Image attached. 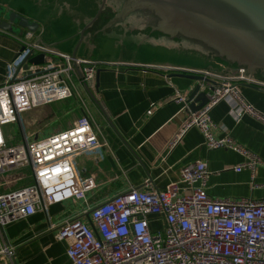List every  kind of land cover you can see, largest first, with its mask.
<instances>
[{
  "label": "crops",
  "instance_id": "1",
  "mask_svg": "<svg viewBox=\"0 0 264 264\" xmlns=\"http://www.w3.org/2000/svg\"><path fill=\"white\" fill-rule=\"evenodd\" d=\"M94 1L0 0V6L37 26L34 33L24 28L13 32L0 29V85L11 74L15 79L23 76L21 72L15 75L12 67L13 63L18 64L14 56L23 44L39 42L62 54L71 56L75 52V58L96 62L93 88L88 90L77 71L73 79L74 96L70 100L79 105V116H88L109 146L108 150L85 154L78 160L81 172L96 177L99 182L97 189L102 188L100 194L106 198L103 202L131 188L164 190L178 181L183 168L198 161L207 164L209 197L264 200V127L247 116L236 124L225 102H219L209 112L215 126L212 134L217 138L229 135L262 160L253 177L250 171L232 170L242 162L238 154L226 149L208 150L196 127L189 128L171 146L190 115L185 105L176 101L177 95L195 84L175 75H199L202 71L227 75L237 67L203 43L167 27L165 19L141 8L137 0H106L97 20L84 29L101 4V0ZM29 33L31 38L27 37ZM181 40L191 45H182ZM168 44L197 53V64L153 60V49ZM254 78L264 83L262 76ZM240 91L264 114L263 87L243 84ZM152 104L155 107L149 114ZM47 106L36 108L41 121L50 124L67 116L63 107L54 111ZM76 119L67 121L65 129ZM88 193L86 203L67 201L52 205L8 225L6 235L17 250V264H71L66 243L56 241L54 233L58 226L73 218L89 222L90 210L103 202L92 206Z\"/></svg>",
  "mask_w": 264,
  "mask_h": 264
},
{
  "label": "built area",
  "instance_id": "2",
  "mask_svg": "<svg viewBox=\"0 0 264 264\" xmlns=\"http://www.w3.org/2000/svg\"><path fill=\"white\" fill-rule=\"evenodd\" d=\"M29 51L32 56L44 54V64L17 72L18 64L13 63L15 75L23 76L15 79L11 74L0 85V264H17L6 227L52 205L86 203V193L97 189L99 182L81 172L79 157L109 149L86 115L31 143L24 132L23 144L8 143L6 126L21 125L22 115L33 109L73 98L77 71L88 90L96 77L95 61L73 58L39 42L26 44L25 53ZM199 75L214 82L204 86L208 101L190 113L171 146L196 127L208 150L238 154L242 162L232 170H247L253 177L262 160L229 135L213 136L209 112L225 102L236 124L247 116L264 127V114L240 91L243 84L264 88V83L243 67L227 75L212 71ZM185 98L186 92L178 93L176 101L185 105ZM208 177L206 162L198 161L183 168L178 181L164 190L131 188L94 206L89 222L80 218L64 222L54 238L66 243L71 264H264V200L211 198L206 193Z\"/></svg>",
  "mask_w": 264,
  "mask_h": 264
},
{
  "label": "water",
  "instance_id": "3",
  "mask_svg": "<svg viewBox=\"0 0 264 264\" xmlns=\"http://www.w3.org/2000/svg\"><path fill=\"white\" fill-rule=\"evenodd\" d=\"M159 18L166 26L182 35L197 40L210 48L226 62L243 67L251 77L261 74L264 78V0H137ZM101 4L93 19L84 27H90L105 7ZM27 29L31 33L37 26L13 11L0 10V29L13 32ZM22 45L14 56L18 60L16 71L38 66L45 62L44 54L31 55ZM75 58V52L71 55ZM195 84L186 90L185 110L195 113L208 101L204 86L212 82L199 75L179 73ZM19 126V125H18Z\"/></svg>",
  "mask_w": 264,
  "mask_h": 264
},
{
  "label": "rangeland",
  "instance_id": "4",
  "mask_svg": "<svg viewBox=\"0 0 264 264\" xmlns=\"http://www.w3.org/2000/svg\"><path fill=\"white\" fill-rule=\"evenodd\" d=\"M93 2H95L93 0ZM96 6V5H95ZM5 11H11L3 6H0V10ZM191 41V40H189ZM181 44H189V42H184L183 40L179 41ZM154 51V56L152 59L155 61H161V62H168L170 64H179V65H194L197 64V58L198 54L195 52L190 51L189 49H186L185 47L179 46V45H173L168 44L165 46H158ZM216 53V52H214ZM223 59V58H222ZM234 65V64H231ZM262 76L261 74H258ZM263 77V76H262ZM69 100H65L64 102H58L54 103L52 105L47 106L48 109L53 108L54 111L58 110L59 107H65V112L67 113V116L65 118H59L56 121L50 122L48 124L46 121H41L40 116H37V110L33 109L24 115H22V122H21V128L20 125L18 126L17 123L8 125L4 129L7 132V136L9 138V144L10 145H19L23 144L24 137L23 132L25 135H27L26 140L28 143H31L35 140L41 139L44 137L47 133L56 132V130H62L65 129V124L67 121L71 120L74 115L71 113V111H68L70 107ZM60 109V108H59ZM49 111V110H48ZM26 175H28L26 173ZM16 187L14 186H2V190H8V189H14ZM104 189V188H103ZM102 193L101 189H95L88 193V198L90 204L92 206L96 205L97 203L103 202L106 198L102 197L100 194Z\"/></svg>",
  "mask_w": 264,
  "mask_h": 264
},
{
  "label": "trees",
  "instance_id": "5",
  "mask_svg": "<svg viewBox=\"0 0 264 264\" xmlns=\"http://www.w3.org/2000/svg\"><path fill=\"white\" fill-rule=\"evenodd\" d=\"M234 66V65H233ZM69 100V105H68V107H70V109L68 110V111H71V113L74 115V117L73 118H75V117H77V118H79L80 116H79V111H78V109H79V105L74 101L73 102V100H70V99H68ZM60 102H64V101H60ZM57 103V102H56ZM63 110L65 109V107H63L62 108ZM66 111V110H65ZM8 143H9V141H8Z\"/></svg>",
  "mask_w": 264,
  "mask_h": 264
}]
</instances>
